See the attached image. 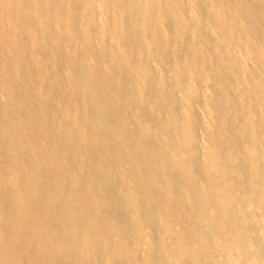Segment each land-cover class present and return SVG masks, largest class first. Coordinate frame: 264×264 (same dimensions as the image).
<instances>
[{
  "label": "bare ground",
  "instance_id": "6f19581e",
  "mask_svg": "<svg viewBox=\"0 0 264 264\" xmlns=\"http://www.w3.org/2000/svg\"><path fill=\"white\" fill-rule=\"evenodd\" d=\"M263 25L0 0V264H264Z\"/></svg>",
  "mask_w": 264,
  "mask_h": 264
},
{
  "label": "rangeland",
  "instance_id": "374dc122",
  "mask_svg": "<svg viewBox=\"0 0 264 264\" xmlns=\"http://www.w3.org/2000/svg\"><path fill=\"white\" fill-rule=\"evenodd\" d=\"M243 6H244V4H243L241 7H243ZM248 26H250V25H249V24H247V27H248ZM263 28H264V25H263Z\"/></svg>",
  "mask_w": 264,
  "mask_h": 264
}]
</instances>
